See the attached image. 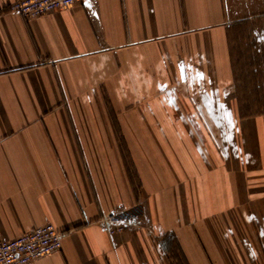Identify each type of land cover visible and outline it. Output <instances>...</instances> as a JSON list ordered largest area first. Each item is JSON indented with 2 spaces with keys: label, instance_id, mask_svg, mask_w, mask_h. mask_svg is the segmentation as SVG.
I'll use <instances>...</instances> for the list:
<instances>
[{
  "label": "crops",
  "instance_id": "crops-1",
  "mask_svg": "<svg viewBox=\"0 0 264 264\" xmlns=\"http://www.w3.org/2000/svg\"><path fill=\"white\" fill-rule=\"evenodd\" d=\"M12 1L0 237L53 224L61 249L29 264H264V112L236 103L244 25L224 0H82L37 18Z\"/></svg>",
  "mask_w": 264,
  "mask_h": 264
},
{
  "label": "built area",
  "instance_id": "built-area-1",
  "mask_svg": "<svg viewBox=\"0 0 264 264\" xmlns=\"http://www.w3.org/2000/svg\"><path fill=\"white\" fill-rule=\"evenodd\" d=\"M82 0H14L11 12L26 18H37L70 7ZM63 234L53 224L45 223L17 237H0V264H29L62 247Z\"/></svg>",
  "mask_w": 264,
  "mask_h": 264
},
{
  "label": "rangeland",
  "instance_id": "rangeland-1",
  "mask_svg": "<svg viewBox=\"0 0 264 264\" xmlns=\"http://www.w3.org/2000/svg\"><path fill=\"white\" fill-rule=\"evenodd\" d=\"M224 2L226 3V6H227L228 15L232 19H234L235 21L240 20V22H243L244 24L246 23L245 26H242L243 28L237 29L233 36V38L235 37V40L236 39L238 40V38H240V35H241L242 41L244 43L243 45L237 46V43H236L237 40L236 41L234 40V41H235L236 50L239 49L241 52L239 59L240 60L242 59L244 61L246 56L250 57L252 56L254 52H256V48H253V45H252L256 37H258L261 42L264 40V33H263L264 31V0H224ZM257 49L262 50V52L264 53V47H257ZM245 61L246 63L249 62L247 60ZM260 66H261L260 68H257V71L259 75H262L264 74V60L260 61ZM247 71L248 70H244L243 74H245V72ZM240 80L241 78H239L238 82ZM240 83L241 85L239 84V90L241 87H243V82H240ZM261 85H264V82ZM245 87H246V84H245ZM260 89L262 91L260 92L258 91L259 93V96H257L258 100H255L253 98V96L251 95L253 94V91H250V88H247L245 90V92L247 91L246 93H249L247 102L248 101L249 103L253 102L254 105L259 107V108L253 109L254 113L259 112L260 110L264 109V106L261 105V104H264V87L263 89L262 87ZM236 93H237L236 103L238 102V104L241 106L244 103L243 98L240 97V94L238 93V91ZM244 106H247V105L244 104Z\"/></svg>",
  "mask_w": 264,
  "mask_h": 264
},
{
  "label": "trees",
  "instance_id": "trees-1",
  "mask_svg": "<svg viewBox=\"0 0 264 264\" xmlns=\"http://www.w3.org/2000/svg\"><path fill=\"white\" fill-rule=\"evenodd\" d=\"M243 25L245 26L246 23L245 24L243 23ZM263 33H264V31H263ZM240 38H241V35H240ZM252 45H253V48H256V52L253 51L254 53L252 54V56H250V57L246 56L245 57V60L249 61L248 63H246L245 60L243 61V68H244L243 72H244V70H248V71L245 72V74L242 73L244 75L243 80H242L243 87H242V89L239 90L240 97L243 98L244 104L247 105V106H244L243 109H240V113L242 115H251L252 113H254L253 110L251 109L250 105H249V101L247 102V98H248L249 93H246L247 91L245 92V90L247 88H250V91H253V94H251V95L253 96V98L255 100H258L257 99V96H259L258 91L259 92L262 91L260 89L261 87L263 89V85H261V84L264 82V74L259 75L257 68L261 67L260 61L264 60V55H263L264 53L262 52V50L257 49V47H264V40L261 42L259 40V38L256 37V39L253 41ZM249 48H251V47H249ZM233 56H234V53H233ZM245 84H246V87H245ZM261 105L264 106V104H261ZM259 112H264V109L260 110Z\"/></svg>",
  "mask_w": 264,
  "mask_h": 264
},
{
  "label": "snow or ice",
  "instance_id": "snow-or-ice-1",
  "mask_svg": "<svg viewBox=\"0 0 264 264\" xmlns=\"http://www.w3.org/2000/svg\"><path fill=\"white\" fill-rule=\"evenodd\" d=\"M197 75H198L200 78H202V73H197Z\"/></svg>",
  "mask_w": 264,
  "mask_h": 264
}]
</instances>
